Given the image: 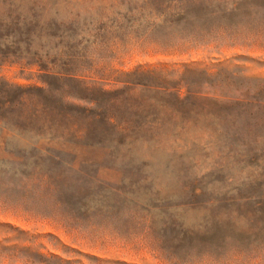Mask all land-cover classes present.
Instances as JSON below:
<instances>
[{"label":"rangeland","instance_id":"rangeland-1","mask_svg":"<svg viewBox=\"0 0 264 264\" xmlns=\"http://www.w3.org/2000/svg\"><path fill=\"white\" fill-rule=\"evenodd\" d=\"M0 264H264V0H0Z\"/></svg>","mask_w":264,"mask_h":264}]
</instances>
